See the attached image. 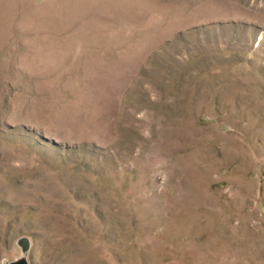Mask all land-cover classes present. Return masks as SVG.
<instances>
[{"label":"rangeland","instance_id":"1","mask_svg":"<svg viewBox=\"0 0 264 264\" xmlns=\"http://www.w3.org/2000/svg\"><path fill=\"white\" fill-rule=\"evenodd\" d=\"M22 259L264 264V0H0V264Z\"/></svg>","mask_w":264,"mask_h":264},{"label":"water","instance_id":"2","mask_svg":"<svg viewBox=\"0 0 264 264\" xmlns=\"http://www.w3.org/2000/svg\"><path fill=\"white\" fill-rule=\"evenodd\" d=\"M21 245L24 249H28V242L27 240H22L21 241ZM11 264H29L25 259H22V260H19V261H16V262H13Z\"/></svg>","mask_w":264,"mask_h":264}]
</instances>
